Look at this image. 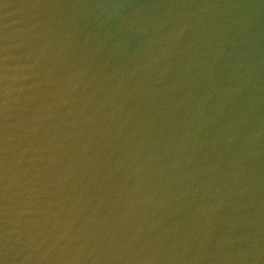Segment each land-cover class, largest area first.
<instances>
[{
    "label": "clouds",
    "instance_id": "obj_1",
    "mask_svg": "<svg viewBox=\"0 0 264 264\" xmlns=\"http://www.w3.org/2000/svg\"><path fill=\"white\" fill-rule=\"evenodd\" d=\"M0 264H264V0H0Z\"/></svg>",
    "mask_w": 264,
    "mask_h": 264
}]
</instances>
